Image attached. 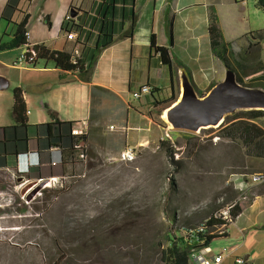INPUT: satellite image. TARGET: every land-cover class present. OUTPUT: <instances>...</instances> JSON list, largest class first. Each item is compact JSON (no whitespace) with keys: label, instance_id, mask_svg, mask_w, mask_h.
<instances>
[{"label":"rangeland","instance_id":"rangeland-1","mask_svg":"<svg viewBox=\"0 0 264 264\" xmlns=\"http://www.w3.org/2000/svg\"><path fill=\"white\" fill-rule=\"evenodd\" d=\"M217 7L227 38L234 16L243 18L235 30L239 36L263 25L260 0H219ZM232 49L238 52L236 43ZM168 107L152 112L155 130L147 144L133 147L132 162H121L119 153L145 133V123L127 118L126 143L98 121L87 135L84 158L32 196L20 193L18 178H26L17 168L0 169V264H159L169 236L185 235L230 202L245 206L254 193L264 194V183L249 188L245 200L239 190L250 174L264 173V161L222 137L223 127L168 129L161 117ZM162 140L173 145V162L159 146ZM43 189L56 193L44 200ZM241 243L238 236L213 239L206 257Z\"/></svg>","mask_w":264,"mask_h":264},{"label":"crops","instance_id":"crops-1","mask_svg":"<svg viewBox=\"0 0 264 264\" xmlns=\"http://www.w3.org/2000/svg\"><path fill=\"white\" fill-rule=\"evenodd\" d=\"M8 1L0 0V45L12 41L14 25L27 15V44L66 53L84 62L85 66L95 55L96 45L101 42L99 30L104 14L103 2L108 4L112 1L114 6L111 15L109 12L105 14L106 20L111 22L112 43L96 56L90 82L80 79L76 72L58 69L50 60H37L33 67L15 65L23 46L0 49V128L14 126L11 117L12 91L19 89L27 118L26 129L20 131L28 139L27 148L34 152L17 159L6 157V166L14 171L17 168L21 173L26 172L35 161L39 166H46L57 159L54 154L46 155L49 149L35 152L36 138L43 135L42 129L38 130L36 126L50 121L46 108L56 114L58 122H72L71 128H84L87 135L96 129L95 123L104 121L110 131L107 133H120L117 136L122 135L124 143L127 118L133 122L140 119L145 123V133L125 145L143 147L149 142L154 129L152 112L162 105L155 107L148 94H142L138 100L132 94L150 86L161 90L154 94L157 99L168 98L172 85L173 96L177 100L182 81L186 78L182 68L188 71L196 92L203 95L223 80L226 71L210 49L207 28L212 11L224 42L230 45L232 52V44L238 46V52H233V57L236 58L247 48V35L253 32L236 35V26L243 18L234 16V33H229L227 38L218 17L219 0H18L16 10L4 17ZM260 4L263 9L258 8L263 10L264 15V0H260ZM71 10L76 12L74 17L70 16ZM132 15H135V25L129 35H124ZM257 31H264V22ZM70 32L75 35L73 40L66 38ZM151 36L155 37L157 46L169 50L174 64L172 82L167 69L160 65L157 55L150 50ZM253 60H256L254 63L257 60L264 63V40L260 44L259 58L254 57ZM253 60L247 57L241 61L237 57L238 63L250 65L248 70L255 68H251ZM248 78L243 77V80ZM95 87L105 92L93 90ZM7 116L11 122L5 121ZM1 139L2 132L0 142ZM247 180L242 183L245 185ZM225 236H238L242 238V243L220 254V264H235V258H243L245 264L256 261L264 264V194L252 195L250 202L243 206L236 220L226 229ZM206 255H203L206 259L214 256Z\"/></svg>","mask_w":264,"mask_h":264},{"label":"trees","instance_id":"trees-1","mask_svg":"<svg viewBox=\"0 0 264 264\" xmlns=\"http://www.w3.org/2000/svg\"><path fill=\"white\" fill-rule=\"evenodd\" d=\"M17 1L18 0L8 1L4 17H7L13 10H16L15 7ZM104 2L102 5L104 7V14L101 18V27L99 30L101 42L96 45L95 55L89 60L86 66L84 62L72 60L71 56L66 53L49 51L42 45L32 47V52L35 54L34 64L37 60H50L58 69L66 72H76L78 73L80 79L85 82H90L91 70L96 56L102 49H105L112 43L111 22L106 20L105 14L106 12H109V15H111V11L112 9L114 10V6L112 1H109L108 4H105L106 2ZM27 19L28 16L24 15L22 20L18 24L14 25L15 30L12 41L7 44L0 45L1 50L24 46L27 44ZM134 25L135 15H132L129 27L123 34L129 35ZM207 30L211 52L213 56L220 61L225 71H231L235 76L236 82L241 86L250 89H261L264 91V63H261L258 60L254 63L256 60H253L254 57L258 59L260 56V44L264 40V31H257L248 34L247 37L249 44L247 48L242 50V52L237 56L241 59V61H244L247 57H251V60H253L254 63L251 64V68L253 66L255 68L253 70H248V66L250 65L247 66L246 63L244 66L242 63H238L237 57H233L234 55L230 45L224 42L219 30L216 27V18L213 11L209 16ZM149 47L150 50L157 55L160 65L167 69L170 81L172 82L174 64L171 60L168 48L157 46L154 36H151ZM182 71L184 72L188 83L194 88L188 71L185 68H182ZM243 77L249 78L245 82L243 81ZM213 87L214 86L211 88ZM150 88L151 89L148 95L152 97L153 105L155 107H159L160 105H166V107H168L176 101L173 96L172 85L169 87L171 93L168 98L162 97L157 99L154 94L160 92L161 90L152 87ZM93 90L105 92V90L97 87ZM194 92L198 97L204 96L203 94L196 92L195 88ZM46 113L50 121L46 124L36 126L38 130H40V128L42 129L41 133H43V135H38L39 137L36 138L37 150L35 152H40V149L46 150L53 147L59 148L61 150V162L55 165L28 166L26 172L19 173L20 175H23L26 180L36 179L43 181L52 177H65L67 175V166L75 164V160H77L79 155V150L75 148V146L80 142L83 146L87 143V135H70V129L73 124L72 122H58L56 114L47 108ZM11 117L14 126L10 128H0V132H2V142H0V169L5 170L10 169L5 164L6 157L12 156L17 159L20 156H26L34 153L27 148L28 139L25 134L20 131H24L26 129L27 118L23 95L19 89H14L12 91ZM263 120L264 110H237L225 116L219 127H223L224 129V135L222 137L231 141L239 142L245 150L246 156L256 161H264V127L261 125ZM159 146L164 150L166 157L173 162V155L175 153L173 145H169L167 140H162L159 141ZM84 148L83 152L85 153ZM47 189H43L41 192V195L44 196V200H47L51 197V195L56 193V191ZM224 207L225 205L213 211L210 216L200 224L202 230L193 228L191 233L185 235H178L177 233H174L169 236L166 244L160 250L159 264H195L192 260V255L194 253H197L200 249L208 246L210 241L213 239L227 238L228 236H225L226 229L230 224L225 223L221 218L214 217L215 214L223 210ZM242 208L243 205L236 201L235 204L228 210V216L231 223L236 220L238 215L241 213ZM220 230H224L223 233H220Z\"/></svg>","mask_w":264,"mask_h":264},{"label":"water","instance_id":"water-1","mask_svg":"<svg viewBox=\"0 0 264 264\" xmlns=\"http://www.w3.org/2000/svg\"><path fill=\"white\" fill-rule=\"evenodd\" d=\"M75 15L76 12L71 10L70 16ZM182 90L181 98L169 110L173 129L197 131L206 127L213 128L214 125L219 126L225 116L237 110H264V91L241 86L231 71H226L224 79L202 97L195 94L186 78L182 81ZM46 183V180L27 182L23 177L18 178V184L22 185V195L32 191V196Z\"/></svg>","mask_w":264,"mask_h":264},{"label":"built area","instance_id":"built-area-1","mask_svg":"<svg viewBox=\"0 0 264 264\" xmlns=\"http://www.w3.org/2000/svg\"><path fill=\"white\" fill-rule=\"evenodd\" d=\"M66 38L68 40H73L75 38V35L70 32L66 35ZM32 47L33 46H30L29 44H25L23 46V50L21 51V53L17 57V59L15 61V65L23 66V67L24 66L25 67H33L34 66L35 54L32 52ZM74 53L77 54V52H74ZM71 59L75 60L74 57H71ZM150 89H151L150 86H144V87L140 88V90L138 92L133 93L132 97L134 99L138 100L142 94L143 95L149 94ZM70 135L71 136H86L87 133H86V129H84V128L73 127L70 129ZM75 148H77L79 150L78 158L83 159L85 155L83 152L84 146L82 145V143L80 142L78 145L75 146ZM51 154L56 155L57 159H56V161L51 160L49 164L55 165V164H58L61 162V150L59 148L53 147V148H50L49 150H47L46 155L50 156ZM118 159L121 162H125V163L132 162L135 159L134 148H132L130 146H125L124 149H122L120 151ZM55 183H57V177H52V178L48 179L46 185L48 184L49 186H47V187H51V185H54ZM263 183H264V173L250 174L248 176V180H247V183L245 185L242 182L239 183V190L242 194L240 199L245 200V194H246L247 190L249 189V186L261 185ZM235 202H233L231 205H229L227 207V209L222 211V213L215 214L214 217L215 218H221L227 224H232L230 222V218L228 216V210L235 204ZM194 229L202 230L200 225ZM192 231H193V229H188V230H186L185 234L191 233ZM223 231L224 230H220L219 232L223 233ZM210 252H211L210 247L206 246V247L200 249L197 253H194L192 255V260L194 261L195 264H220V260L222 258V255H220V254L216 255V256L214 255L210 259H208V258L206 259L205 257H203V255L209 254ZM234 263L235 264H245V260L243 258H235Z\"/></svg>","mask_w":264,"mask_h":264},{"label":"bare ground","instance_id":"bare-ground-1","mask_svg":"<svg viewBox=\"0 0 264 264\" xmlns=\"http://www.w3.org/2000/svg\"><path fill=\"white\" fill-rule=\"evenodd\" d=\"M182 93H183V90H182V86H181V93H180V96H178V99L181 98ZM173 104H174V103H173ZM173 104H171V105H173ZM171 105H170V107H168L166 110H164L163 115H161V117H162V119L164 120V122L168 125V129H172V128H173V124H172V122H171L170 119H169V110L171 109ZM214 127H218V126H217V125H214ZM47 186H49V185L47 184L46 187H47ZM232 203H233V202H230V203L226 204L225 207L223 208V210H221V211L218 212V213H222V211H224L225 209H227V207H228L229 205H231Z\"/></svg>","mask_w":264,"mask_h":264},{"label":"clouds","instance_id":"clouds-1","mask_svg":"<svg viewBox=\"0 0 264 264\" xmlns=\"http://www.w3.org/2000/svg\"><path fill=\"white\" fill-rule=\"evenodd\" d=\"M27 156V155H26ZM30 156V155H29ZM32 165H38V162L35 161V164H32Z\"/></svg>","mask_w":264,"mask_h":264}]
</instances>
